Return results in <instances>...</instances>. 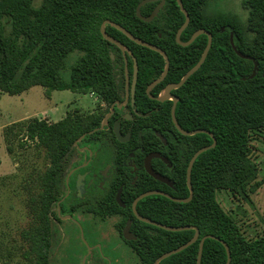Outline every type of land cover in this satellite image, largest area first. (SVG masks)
Listing matches in <instances>:
<instances>
[{"label":"trees","instance_id":"1","mask_svg":"<svg viewBox=\"0 0 264 264\" xmlns=\"http://www.w3.org/2000/svg\"><path fill=\"white\" fill-rule=\"evenodd\" d=\"M142 1L0 0V99L4 93L21 95L41 86L50 91L90 94L99 102L112 105L119 97L116 69L124 64V58L121 50L101 34L106 20L164 50L170 60L164 84L180 82L201 59L208 36L201 35L190 46H181L176 35L185 16L177 1L165 0L159 15L149 23L136 14ZM212 1L182 0L190 23L181 40L187 42L196 31L205 30L213 35V43L202 67L175 93L179 98L176 118L180 126L187 131H210L217 144L194 163V197L189 203L153 197L154 203L147 205L152 220L173 227H197L200 238L160 264H197L200 240L208 235L228 244L231 264H264V233L247 237L217 199L219 191H226L251 203L252 195L264 184V176L259 179V168L252 157L253 141L264 140V0H241L245 18L237 13L211 11ZM158 4L142 7V15L150 16ZM106 31L126 46L136 60L129 58L128 62L139 67L136 95L140 102L146 86L163 73L165 59L111 25L106 26ZM231 36L238 51L249 58L235 52ZM74 54L78 55L76 61L67 71V60ZM99 124L100 116L93 114L87 119V114L79 110L54 123L33 118L22 124L27 140L43 149L45 158L41 169L23 180L28 213L27 225L19 233L23 261L17 264H51L48 213L56 177L74 143ZM13 130L7 127L6 133L12 135ZM185 138L196 146L175 174V187L169 192L175 198L190 196L186 178L189 162L197 151L213 144L206 134ZM25 145L22 143L21 147ZM39 200L43 203L42 217L37 214ZM144 226L152 232L138 235L152 241L153 258L149 261L147 253L140 254L143 264H153L195 235L194 230L170 232ZM8 258H12L9 251ZM201 264H227L224 246L207 239Z\"/></svg>","mask_w":264,"mask_h":264},{"label":"flooded vegetation","instance_id":"2","mask_svg":"<svg viewBox=\"0 0 264 264\" xmlns=\"http://www.w3.org/2000/svg\"><path fill=\"white\" fill-rule=\"evenodd\" d=\"M122 55L124 64L116 69L118 99L109 106L96 98L98 107L87 113V119L100 116L99 126L74 143L56 177L48 213L51 264H143L142 253L152 260V241L138 235L152 232L144 226L152 225L138 215L152 220L147 205L154 203L153 197L164 196L151 195L135 203L149 192L170 194L176 172L196 146L185 138L193 136L183 135L173 121L172 97L178 99V105V89L160 100L165 89L176 83L164 84L165 78L150 90L161 74L146 86L145 97L137 102L136 63L128 62L135 58L127 54L126 64ZM37 214L43 215L41 200Z\"/></svg>","mask_w":264,"mask_h":264},{"label":"rangeland","instance_id":"3","mask_svg":"<svg viewBox=\"0 0 264 264\" xmlns=\"http://www.w3.org/2000/svg\"><path fill=\"white\" fill-rule=\"evenodd\" d=\"M211 11L237 13L245 18L241 0H213ZM77 54L67 60V71L75 63ZM68 76V74H67ZM98 101L90 94L71 91H50L41 86L33 87L21 95L2 94L0 99V264L22 262L20 231L27 225V205L24 178L41 169L45 152L35 142L27 140L22 124L33 118L58 122L67 113L83 114L97 109ZM20 119H25L17 121ZM38 119V120H39ZM17 121V122H15ZM7 127L14 128L12 135ZM4 127V128H3ZM26 144L21 147V144ZM253 159L259 168V179L264 176V140L253 141ZM8 148H12V152ZM252 202H242L229 192L219 191L217 199L222 207L240 224L249 238L264 233V184L253 194ZM8 251L12 258H8ZM8 261V262H7Z\"/></svg>","mask_w":264,"mask_h":264},{"label":"water","instance_id":"4","mask_svg":"<svg viewBox=\"0 0 264 264\" xmlns=\"http://www.w3.org/2000/svg\"><path fill=\"white\" fill-rule=\"evenodd\" d=\"M177 1V4L178 6L180 7L182 13L184 14L185 16V22L183 24V26L179 29L177 35H176V40H177V43L180 44L181 46L183 47H188L190 46L199 36L201 35H207L208 36V44L201 56V59L199 60V62L192 68L190 69L185 75L184 77L181 79V81L179 83H176V84H171L169 85L166 89H165V97L163 98H160V100H164V99H167L169 93L172 91V90H176V89H179L181 88L186 82L187 80L193 75L195 74L201 67L202 65L204 64V62L206 61V58L211 50V47H212V43H213V35L205 30H198L196 31L191 39L187 42H183L181 40V36L183 34V32L186 30V28L188 27L189 23H190V15L188 13V11L184 8V5H183V2L182 0H176ZM153 2H159V4L156 6V8L154 9V11L152 12V14L148 17H145L142 15L141 13V8L144 7L145 5L149 4V3H153ZM166 1L165 0H143L138 6H137V9H136V14H137V17L139 19H141L142 21L144 22H152L160 13V11L163 9L164 5H165ZM107 25H111L113 26L114 28L118 29L119 31H121L122 33H124L128 38H130L132 41H134L135 43L143 46V47H146L148 49H151L153 51H156L158 53H160L163 58L165 59V62H166V65H165V69L161 75V77L155 81L151 86H150V90L155 87L156 85H158L160 82H162L168 72H169V69H170V60H169V57L167 55V53L162 50L161 48H159L158 46L156 45H153L151 43H148L140 38H137L135 37L132 33H130L128 30H126L124 27H122L121 25L117 24V23H113L109 20H106L102 26H101V34L102 36L107 40L109 41L110 43L114 44L115 46H117L118 48L121 49V51L123 52L124 54V57H125V62L127 64V54H129L130 56H133L132 52L126 47L124 46L121 42H119L118 40H116L115 38L111 37L107 31H106V26ZM231 45L233 46V49L235 50V52L242 58H249V57H246L245 55H243L240 51H238L237 47L235 46V43H234V38L233 36H231ZM112 59H115L114 55L112 54ZM253 60V59H252ZM134 61L136 62V60L134 59ZM255 63L256 61L253 60ZM126 75H127V72H126ZM137 77H138V66H137V63H136V71H135V74H134V83H136V80H137ZM127 78H128V75H127ZM172 99L174 100V106H173V110H172V117H173V121L177 127V129L183 134V135H186V136H194V135H197V134H206V135H209L212 140H213V144H211L210 146H207V147H204L202 149H200L199 151H197L194 156L192 157V159L190 160L189 162V165H188V169H187V185H188V188L190 190V196L188 198H184V199H180V198H175L173 196H171L170 194H167V193H163V192H149V193H146V194H143L141 197H139V199L136 201L135 205L137 204V202L147 196H151V195H162L168 199H170L171 201L173 202H176V203H189L193 197H194V191H193V186H192V169H193V166H194V163L196 162L197 158L204 152L210 150V149H213L215 148L216 144H217V141H216V138L214 137V135L210 132V131H207V130H195V131H192V132H188V131H185L183 130L180 125L178 124L177 122V119H176V115H175V111H176V105H177V102H178V99L176 97H172ZM111 114H109L103 121L102 123V126L100 129H102L106 124H107V121L108 119L110 118ZM119 135V133H117ZM85 134L82 135L76 142V144L81 141L82 139L85 138ZM138 218L147 223V224H150L152 226H155L157 228H161L163 230H166V231H170V232H182V231H188V230H194L195 231V235L194 237L186 244H184L183 246L175 249V250H172L168 253H165L163 254L161 257H159L155 264H160L161 261L171 257L172 255H175V254H178L180 252H182L183 250L189 248L190 246H192L194 243H196L199 238H200V231L197 227H194V226H182V227H173V226H167V225H164V224H161V223H158L156 221H152L150 219H147V218H144L140 215H138ZM207 239H212V240H216L218 242H220L224 248L226 249V253H227V264H231V261H232V256H231V250H230V247L228 246V244L221 240L220 238L218 237H215V236H212V235H208V236H205L203 237L201 240H200V244H199V252H198V258H197V264H201L202 262V255H203V249H204V244H205V241Z\"/></svg>","mask_w":264,"mask_h":264},{"label":"crops","instance_id":"5","mask_svg":"<svg viewBox=\"0 0 264 264\" xmlns=\"http://www.w3.org/2000/svg\"><path fill=\"white\" fill-rule=\"evenodd\" d=\"M21 120H25V119H20V120H17V121H21ZM17 121H15V122H17ZM7 126H9V125H6L5 127H7ZM4 128V127H3Z\"/></svg>","mask_w":264,"mask_h":264},{"label":"built area","instance_id":"6","mask_svg":"<svg viewBox=\"0 0 264 264\" xmlns=\"http://www.w3.org/2000/svg\"><path fill=\"white\" fill-rule=\"evenodd\" d=\"M91 96H93V95H91ZM36 119H39V118L36 117ZM39 120H44L45 121V119H39Z\"/></svg>","mask_w":264,"mask_h":264}]
</instances>
